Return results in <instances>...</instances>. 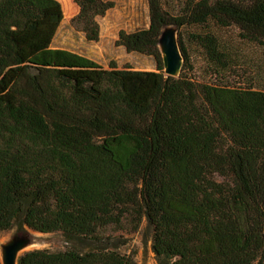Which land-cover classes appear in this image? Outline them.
I'll use <instances>...</instances> for the list:
<instances>
[{"label":"trees","instance_id":"16d2710c","mask_svg":"<svg viewBox=\"0 0 264 264\" xmlns=\"http://www.w3.org/2000/svg\"><path fill=\"white\" fill-rule=\"evenodd\" d=\"M75 2L73 22L98 40L113 1ZM148 7L149 27L116 41L155 58L156 70H135L52 47L58 0H0V232L22 220L97 243L26 251L18 264H135L99 243L144 220L159 264H264V87L250 77L263 70L251 51H264V0ZM169 24L198 29L204 73L179 36L181 74H165Z\"/></svg>","mask_w":264,"mask_h":264},{"label":"rangeland","instance_id":"374dc122","mask_svg":"<svg viewBox=\"0 0 264 264\" xmlns=\"http://www.w3.org/2000/svg\"><path fill=\"white\" fill-rule=\"evenodd\" d=\"M63 9V20L52 42L54 48H64L93 59L105 68H109L113 61L118 68H131L135 70H156V60L153 56L135 51H128L124 46L117 44L120 30L133 32L148 28L150 14L148 0H111L114 6L103 16L98 18L100 35L98 40H88L84 31L78 27L73 18L79 11L75 0H58ZM196 27L186 26L178 28V37L182 39L194 65L195 72L199 75L206 69L205 55L202 48L195 42ZM232 41L238 43L237 33L228 32ZM256 63L263 70L249 71L250 77L255 80L256 87H264V51H251ZM243 68L235 69L228 73V80L236 83L243 78ZM210 75L207 74V79ZM28 235L30 243L26 251L34 249L63 250L73 247L80 251L88 250L97 245L89 241H67L61 232L42 233L29 228L22 220H18L13 228L0 232V256L2 245L11 237ZM104 242L99 245L118 247L122 252L130 254L135 264H159L152 247V229L144 220L135 232H126L122 229L109 227L102 232Z\"/></svg>","mask_w":264,"mask_h":264},{"label":"water","instance_id":"95a60500","mask_svg":"<svg viewBox=\"0 0 264 264\" xmlns=\"http://www.w3.org/2000/svg\"><path fill=\"white\" fill-rule=\"evenodd\" d=\"M158 45L163 58L165 74L178 77L185 60L179 43L178 27L173 24L165 25L159 36ZM29 243L28 235L11 237L2 245L1 264H18L19 257L25 252Z\"/></svg>","mask_w":264,"mask_h":264}]
</instances>
